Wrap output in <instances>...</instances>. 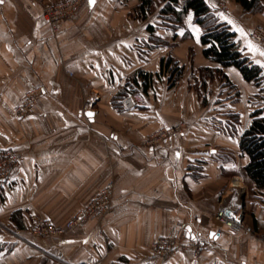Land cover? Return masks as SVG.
I'll use <instances>...</instances> for the list:
<instances>
[{
    "label": "crops",
    "instance_id": "obj_1",
    "mask_svg": "<svg viewBox=\"0 0 264 264\" xmlns=\"http://www.w3.org/2000/svg\"><path fill=\"white\" fill-rule=\"evenodd\" d=\"M61 1L0 4V152L23 155L0 181V264H153L154 240L182 236L201 249L155 264H264V190L247 177L249 158L240 149L251 112L264 107L250 103L264 98V79L257 86L237 69H223L238 103L219 75L202 89L199 70L221 67L204 57L192 11L178 31L161 25L152 33L159 0L147 19L137 14L141 0H84L54 31L42 3ZM209 1L264 76V44L247 34L264 23V12L252 16L236 0ZM168 56L183 69L172 88L161 68ZM32 88H42V97L19 119L14 108ZM135 89L144 91L146 106L126 110L119 96ZM233 114L240 116L235 136ZM110 182L114 199L102 219L56 240L25 232L36 218L63 227ZM221 206L243 212L252 232L223 229Z\"/></svg>",
    "mask_w": 264,
    "mask_h": 264
},
{
    "label": "trees",
    "instance_id": "obj_2",
    "mask_svg": "<svg viewBox=\"0 0 264 264\" xmlns=\"http://www.w3.org/2000/svg\"><path fill=\"white\" fill-rule=\"evenodd\" d=\"M159 1L164 3L161 10V16L159 18L160 20L163 18L165 27L172 32H176L180 28H183L188 12H193L194 23L203 31L200 42L203 47L204 57L221 67V69L204 68L199 70L201 78L203 79V83L201 85L202 89H206V79L209 77L213 78L215 75H219L226 81L227 76H225L223 69L228 68L237 69L246 82L254 83L257 86L262 85V81L264 79L262 67L244 55L240 49V45L236 41V28H233L232 24H230L231 22L229 23L227 20L228 18L223 16L214 4H212L209 0ZM236 1L242 7L244 12L249 15L256 16L264 12V0ZM151 9H155L154 0H141L140 5L137 7V14L141 19H147L148 13ZM153 25H155V23H153ZM257 26L251 27V29H254ZM149 29L152 33L155 32L154 26H149ZM239 30L242 35H245L242 28H239ZM190 38L191 34L189 33H186L183 36L184 40ZM159 41L160 38H158L157 41L153 40L155 46L159 44ZM161 68L162 70L166 69L170 74L171 77L169 80H172V83L171 81H168L170 86H175L176 81L183 72V69L180 68L170 56H168L165 60H162ZM141 75L144 76V73L141 72ZM174 75H176V79L173 81ZM143 85L144 91H147L149 86L147 78H145ZM226 85H229L228 88L232 91V99H234L233 102L238 103L239 93L234 86H231L228 80L226 81ZM144 91L135 89L134 91L131 90L129 92H123V94L119 96L120 106H122V98L128 93H141V95H144ZM199 92L202 98L203 93L200 90ZM203 101L207 103L205 97H203ZM254 101L255 99L250 102L253 106L261 104L264 106V98L261 97L258 104ZM250 119V126L241 135L240 149L242 154L247 155L249 158V162L245 167L247 177L255 184L257 189L264 190V107L262 109L253 110L250 114ZM231 121L235 123L231 130L232 135L235 136L238 134L236 125L240 121V116L238 114H233L231 116Z\"/></svg>",
    "mask_w": 264,
    "mask_h": 264
},
{
    "label": "built area",
    "instance_id": "obj_3",
    "mask_svg": "<svg viewBox=\"0 0 264 264\" xmlns=\"http://www.w3.org/2000/svg\"><path fill=\"white\" fill-rule=\"evenodd\" d=\"M84 0H66L58 3L43 2L42 8L44 17L51 25L54 31H57L63 21L72 20L77 9ZM251 41L257 45L264 44V27L258 26L253 30L247 31ZM42 88H32L19 101L14 108V114L19 119L27 118L35 112L37 105L42 97ZM121 105L126 110H135L137 107L146 106V100L139 93H128L121 100ZM23 162V155L15 150H6L0 152V181L10 178L14 170H16ZM114 199V185L112 182L105 185L98 197L76 213L63 227L53 225L49 220L44 218H36L34 223L26 228L25 232L42 238H50L56 240L65 236L69 232L82 227L89 221L102 219L109 211ZM227 210L230 211L227 214ZM217 221L223 229L233 232L248 231L251 228L244 223V214L234 209L221 206L217 211ZM15 235H19L22 230L15 228ZM264 240V237H262ZM202 245L199 243L187 244L186 236L180 237V240L161 237L154 240L149 248L150 259L153 264L159 259H169L182 249L199 250ZM84 264H97L93 261Z\"/></svg>",
    "mask_w": 264,
    "mask_h": 264
},
{
    "label": "rangeland",
    "instance_id": "obj_4",
    "mask_svg": "<svg viewBox=\"0 0 264 264\" xmlns=\"http://www.w3.org/2000/svg\"><path fill=\"white\" fill-rule=\"evenodd\" d=\"M224 3H225V2H224ZM225 4H226V3H225ZM225 4H224V5H225ZM226 7H227V6L225 5V6L223 7V10H226ZM158 19H160V18H159V17H158V18L153 17V22L155 23V25H153L154 28H155V32H157L156 29L159 28V26H161L160 24H162V26H165V25H164V22H163V18H162L160 21H158ZM252 19H253V17H252ZM155 20H156V21H155ZM253 20H254V19H253ZM255 22H256V21H255ZM239 24H240V23H239ZM252 24H254V22H252L251 19H250V25L252 26ZM243 25H244V24H243ZM241 26H242V25H241ZM258 26L264 27V23H263L262 25H258ZM258 26H257V27H258ZM248 28H249V26H246V29H247V30H248ZM251 30H253V29H251ZM152 38H153V40H155V41L158 40V38H157V37H154V35H153ZM169 75H170V74L168 73V74H167V78H168ZM170 77H171V76H170ZM174 79H176V75H174L173 81H174ZM168 81H171V83H172V80H171V79H170V80L168 79ZM168 86H169V88H172V87H173V86H172V87L170 86L169 82H168ZM236 186H237V185H236Z\"/></svg>",
    "mask_w": 264,
    "mask_h": 264
},
{
    "label": "snow or ice",
    "instance_id": "obj_5",
    "mask_svg": "<svg viewBox=\"0 0 264 264\" xmlns=\"http://www.w3.org/2000/svg\"><path fill=\"white\" fill-rule=\"evenodd\" d=\"M4 2V0H0V4H2ZM91 2L94 3V0H91ZM261 55H264V52H261ZM90 117L92 116L91 113L88 114ZM214 235V234H213Z\"/></svg>",
    "mask_w": 264,
    "mask_h": 264
},
{
    "label": "water",
    "instance_id": "obj_6",
    "mask_svg": "<svg viewBox=\"0 0 264 264\" xmlns=\"http://www.w3.org/2000/svg\"><path fill=\"white\" fill-rule=\"evenodd\" d=\"M89 113H91V112H89ZM89 113H87V114H86V116L90 117V116L88 115ZM91 114H92V116H94V114H93V113H91ZM92 116H91V117H92ZM226 212H227V214H229V213H230V211H229V210H227Z\"/></svg>",
    "mask_w": 264,
    "mask_h": 264
}]
</instances>
